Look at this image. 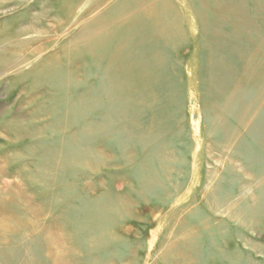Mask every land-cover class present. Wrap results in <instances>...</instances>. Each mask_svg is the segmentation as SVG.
<instances>
[{
    "label": "rangeland",
    "instance_id": "obj_1",
    "mask_svg": "<svg viewBox=\"0 0 264 264\" xmlns=\"http://www.w3.org/2000/svg\"><path fill=\"white\" fill-rule=\"evenodd\" d=\"M0 224V264H264V0H0Z\"/></svg>",
    "mask_w": 264,
    "mask_h": 264
},
{
    "label": "bare ground",
    "instance_id": "obj_2",
    "mask_svg": "<svg viewBox=\"0 0 264 264\" xmlns=\"http://www.w3.org/2000/svg\"><path fill=\"white\" fill-rule=\"evenodd\" d=\"M91 34V33H90ZM7 195V194H6ZM9 199H11V197H8ZM4 201V200H3ZM22 225V224H21ZM25 227V226H24ZM4 225H2V224H0V231L1 232H3L4 231ZM50 247V246H49ZM54 257H56L57 258V255L56 256H54Z\"/></svg>",
    "mask_w": 264,
    "mask_h": 264
}]
</instances>
